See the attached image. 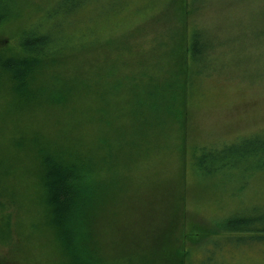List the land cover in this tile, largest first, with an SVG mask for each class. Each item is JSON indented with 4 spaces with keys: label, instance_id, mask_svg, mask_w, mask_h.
Returning <instances> with one entry per match:
<instances>
[{
    "label": "trees",
    "instance_id": "obj_1",
    "mask_svg": "<svg viewBox=\"0 0 264 264\" xmlns=\"http://www.w3.org/2000/svg\"><path fill=\"white\" fill-rule=\"evenodd\" d=\"M217 2L240 6L207 26L202 8ZM129 3L49 0L38 22L20 31L19 50L0 54V93L11 97V110H38V126L27 128L17 148L31 157L22 165L43 209L37 229L51 246L46 256L53 264H217L218 252L264 244V205L206 219L197 204L208 186H221L205 185L195 208L182 193L183 184L199 186L200 178L264 172V132L194 149L181 137L201 82L221 75L226 55L240 65L248 47L264 44V0L165 1L181 22L148 52L132 43L138 25L172 21L141 12L124 19ZM22 4L0 0V27L20 17ZM241 9L245 22L236 16ZM177 129L185 157L176 191L159 170L140 172L162 157L157 151Z\"/></svg>",
    "mask_w": 264,
    "mask_h": 264
},
{
    "label": "rangeland",
    "instance_id": "obj_2",
    "mask_svg": "<svg viewBox=\"0 0 264 264\" xmlns=\"http://www.w3.org/2000/svg\"><path fill=\"white\" fill-rule=\"evenodd\" d=\"M48 1L23 0L24 8L20 17L0 27V54L11 56L19 50L17 41L20 31L27 27L32 19L38 22V9L45 7ZM165 1L168 0H130V3L126 4L124 15H121L125 19L141 12L144 19L156 14L163 19L169 17L172 21L168 24L164 20L160 22L158 18L147 22L146 25H138L140 29H136L140 34L137 33L131 40L135 46H141L140 50H144L143 52L151 50L154 42L157 43L163 37L167 38L172 29L181 22L179 10L170 7L165 11ZM239 6L240 4L222 2L206 4L202 8L201 19L207 21V26H212L216 18H220L219 13L234 14ZM96 10L97 7L93 12ZM243 11L244 9L238 11L236 16H243L245 22L248 17ZM101 21V27L107 24L104 20ZM125 28L127 26L121 25V30ZM82 29L85 30L84 27ZM241 34L242 32H237V35ZM230 55H226L221 75L215 71L213 76L201 82L199 92H193L191 96L193 101L191 100L189 112L190 122L181 132V137L182 134L186 136L184 144L187 149L207 145L223 146L237 137L264 132V44L255 48L248 47L249 60L245 63L240 60V65H231L234 54ZM9 100L11 97L5 90L0 93V264H53L46 256L51 252L47 238L38 235L37 226L44 219L43 209L33 189L32 178L26 174V165H22L31 157L26 151L17 148V143L21 141L27 128L34 129L38 126V110L25 109L21 114H16L11 110ZM178 133V129L170 131L165 142L167 144L162 143V149L156 153L162 157L155 158V161L145 165L143 169L146 172L140 174L147 175L159 170L162 178H171L173 183L177 181L182 173L185 157L181 149L183 141L179 139ZM190 178L194 181L192 174ZM198 181L200 183L196 187L183 184L182 193L186 195L189 207L195 208L205 185L212 183L221 186H208L210 190L207 189L206 195H203L205 201L197 204L202 210L200 213L203 218H209L211 212L233 214L237 212V208L264 205V172H250V175L245 176L238 172H229L227 175L215 176L209 181H203L201 178ZM172 187H175L176 191L181 189L177 182ZM159 203L161 208L163 202ZM169 206L167 202L162 207L166 215L169 214ZM231 249L234 251L225 256L220 250L216 255V263L264 264L263 243ZM133 250L132 247L128 249L131 253ZM116 263L133 264L121 259Z\"/></svg>",
    "mask_w": 264,
    "mask_h": 264
}]
</instances>
